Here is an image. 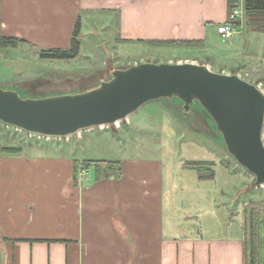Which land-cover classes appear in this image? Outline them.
Listing matches in <instances>:
<instances>
[{"label":"crops","instance_id":"crops-1","mask_svg":"<svg viewBox=\"0 0 264 264\" xmlns=\"http://www.w3.org/2000/svg\"><path fill=\"white\" fill-rule=\"evenodd\" d=\"M244 1L0 0V36L33 49L66 50L80 20L81 45L88 35H101L121 55L134 48L179 49L151 41H200L183 48L205 51L207 58L195 59L229 74L212 68L236 55L216 46L217 27L233 5L244 10ZM135 114L112 134L77 135L86 158L75 156L82 152L77 146L45 156L21 148L10 154L0 141V264H246V230L222 229L220 236L217 228L200 225L204 210L179 205L189 196L179 197L178 206L170 202L177 189L155 147L139 154L127 145ZM102 143L106 149L93 151ZM84 160L119 163L106 177L95 168L75 171V161Z\"/></svg>","mask_w":264,"mask_h":264},{"label":"rangeland","instance_id":"rangeland-1","mask_svg":"<svg viewBox=\"0 0 264 264\" xmlns=\"http://www.w3.org/2000/svg\"><path fill=\"white\" fill-rule=\"evenodd\" d=\"M245 23L247 18L244 16L239 22V30L232 43L223 42L220 37L215 42L216 46L233 51L236 55L230 54V60L226 64L213 65L212 68L225 70L229 74H239L243 79L259 85L264 92V33L248 32L245 30ZM167 48L179 49L158 51L134 48L119 55V51L109 40L104 41L101 35L98 38L88 35L81 45L77 59L51 61L42 60L40 51L55 49H33L25 43H19L16 48L0 45V86L5 90L17 92L23 98L39 99L91 91L99 87L105 77L106 81L111 80L114 71L142 63L207 64L206 59H195L207 58L205 51L178 46ZM107 49L110 54L106 52ZM150 103L153 104H146L134 115L130 128L133 139L132 143L127 142V145H136L141 152L139 154H150L149 152L153 151L150 146L155 147L163 158L167 171L166 179L177 189H171L170 195L173 194V197H170V202L177 205L179 197L189 196V201L180 202L179 205L187 209L195 207L196 211L204 210L205 214L199 218V224L217 228L220 236L224 234L222 229L229 231L233 228L238 231L239 227L241 231H245L250 210H257L264 217V185L256 186L253 174L243 168L228 152L222 134L200 103L194 102L187 111L178 98H164ZM172 104L180 109L175 110ZM127 124L129 122L122 121L118 126L96 128L93 132L112 134L125 128ZM140 131L144 132V136ZM85 132L82 131L81 135H85ZM76 136L68 140L31 138L28 134L0 122L1 143L8 149L27 150L30 155L61 154L75 146L77 150H81L83 145H78ZM262 139L264 143V129ZM106 146L102 143L93 151L103 147L106 149ZM84 151L83 148L82 152L75 156L78 159L86 158ZM124 154L129 157L128 151ZM187 161L213 162L215 181L201 184L197 171L185 167ZM244 237L245 245L249 248L251 243L248 231ZM259 245L261 240L256 241V247ZM256 264H264V254L258 257Z\"/></svg>","mask_w":264,"mask_h":264},{"label":"water","instance_id":"water-1","mask_svg":"<svg viewBox=\"0 0 264 264\" xmlns=\"http://www.w3.org/2000/svg\"><path fill=\"white\" fill-rule=\"evenodd\" d=\"M178 98L194 102L214 120L228 152L264 185V93L238 74L195 63H142L116 70L91 91L48 98H23L0 86V122L49 137L115 125L146 104Z\"/></svg>","mask_w":264,"mask_h":264},{"label":"trees","instance_id":"trees-1","mask_svg":"<svg viewBox=\"0 0 264 264\" xmlns=\"http://www.w3.org/2000/svg\"><path fill=\"white\" fill-rule=\"evenodd\" d=\"M245 17L247 18L246 30L248 32L264 33V0H245L244 1ZM81 23L78 21L69 49H55L40 51L42 60L51 61H72L80 56L81 52ZM1 38V36H0ZM18 43H27L25 40H11L1 38L0 45L2 47L16 48ZM28 44V43H27ZM151 45L162 47H195L201 44L200 41H151ZM182 103V102H181ZM211 118V117H210ZM213 121V119L211 118ZM214 122V121H213ZM215 125V124H214ZM10 154H16L19 149H3ZM118 161H93L84 160L82 162L75 161V171L80 169L87 170L95 168L97 171H104L106 177L117 170ZM215 164L209 161H187L185 167L197 171L199 181L211 182L215 180L213 166ZM246 232L248 231L251 245L245 247L246 264H256L258 257L264 254V217L257 210H250L248 213V222L245 225ZM261 240V245L256 247V241Z\"/></svg>","mask_w":264,"mask_h":264},{"label":"built area","instance_id":"built-area-1","mask_svg":"<svg viewBox=\"0 0 264 264\" xmlns=\"http://www.w3.org/2000/svg\"><path fill=\"white\" fill-rule=\"evenodd\" d=\"M243 17H244V10L237 5H233L230 9L227 22L217 27L218 34L221 37V39L223 40V42L232 43L233 37L238 33V30H239V22L241 21V19ZM258 87L263 92V90L261 89V87L259 85H258ZM13 128H15V127H13ZM16 129L28 134V136L31 138L36 137L39 139H47V140H50V139L62 140L64 138V139L68 140L71 137H73V136H68V137H63V138L62 137H49V136H43V135L34 134V133H28V132L21 130V129H18V128H16Z\"/></svg>","mask_w":264,"mask_h":264},{"label":"bare ground","instance_id":"bare-ground-1","mask_svg":"<svg viewBox=\"0 0 264 264\" xmlns=\"http://www.w3.org/2000/svg\"><path fill=\"white\" fill-rule=\"evenodd\" d=\"M242 78V77H241ZM133 115V114H132ZM130 117V116H129ZM128 117V118H129ZM127 118V119H128ZM126 119V120H127ZM120 124V122H117L115 125H111V126H118ZM107 127H110V126H103V127H99V129H104V128H107ZM94 129H96V128H92V129H89V130H94ZM89 130H84V131H89ZM81 133H82V131L81 132H79L78 134H76V135H81ZM254 176V175H253ZM255 178V177H254Z\"/></svg>","mask_w":264,"mask_h":264}]
</instances>
